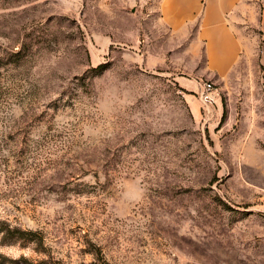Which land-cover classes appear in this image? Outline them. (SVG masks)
<instances>
[{
  "label": "rangeland",
  "instance_id": "1",
  "mask_svg": "<svg viewBox=\"0 0 264 264\" xmlns=\"http://www.w3.org/2000/svg\"><path fill=\"white\" fill-rule=\"evenodd\" d=\"M164 2L0 0V264H264V0Z\"/></svg>",
  "mask_w": 264,
  "mask_h": 264
},
{
  "label": "crops",
  "instance_id": "2",
  "mask_svg": "<svg viewBox=\"0 0 264 264\" xmlns=\"http://www.w3.org/2000/svg\"><path fill=\"white\" fill-rule=\"evenodd\" d=\"M202 1L165 0L167 21L182 24L184 20H193L199 14ZM230 1L236 0H208L206 23L202 33L207 41L210 68L222 76L234 69L243 48L242 39L225 22L223 10Z\"/></svg>",
  "mask_w": 264,
  "mask_h": 264
},
{
  "label": "built area",
  "instance_id": "3",
  "mask_svg": "<svg viewBox=\"0 0 264 264\" xmlns=\"http://www.w3.org/2000/svg\"><path fill=\"white\" fill-rule=\"evenodd\" d=\"M199 98L206 120H210L213 114V107L216 104L217 87L215 83L207 80H198Z\"/></svg>",
  "mask_w": 264,
  "mask_h": 264
},
{
  "label": "trees",
  "instance_id": "4",
  "mask_svg": "<svg viewBox=\"0 0 264 264\" xmlns=\"http://www.w3.org/2000/svg\"><path fill=\"white\" fill-rule=\"evenodd\" d=\"M13 233H19L20 235L18 237H11V239H26L25 238V235H30V236H33L34 234H29V233H26V232H21V231H14Z\"/></svg>",
  "mask_w": 264,
  "mask_h": 264
}]
</instances>
